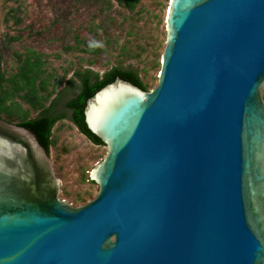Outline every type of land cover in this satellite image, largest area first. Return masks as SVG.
Masks as SVG:
<instances>
[{"label":"water","instance_id":"95a60500","mask_svg":"<svg viewBox=\"0 0 264 264\" xmlns=\"http://www.w3.org/2000/svg\"><path fill=\"white\" fill-rule=\"evenodd\" d=\"M158 84L91 97L95 198L0 117V264H264V0H171Z\"/></svg>","mask_w":264,"mask_h":264},{"label":"rangeland","instance_id":"374dc122","mask_svg":"<svg viewBox=\"0 0 264 264\" xmlns=\"http://www.w3.org/2000/svg\"><path fill=\"white\" fill-rule=\"evenodd\" d=\"M171 0H139L130 9L121 0H0V72L4 79L15 76L18 85L4 82L1 92L12 95L28 118L41 114L24 98L17 76L28 57L37 54L44 63L36 81L40 95L48 96L45 106L55 100V111L68 116L54 126L50 149L54 171L61 181L60 197L74 206L96 197L99 186L90 181L95 165L108 147L94 143L72 119L66 102L80 91V76L86 70L101 77L112 68L133 69L148 86L158 84L166 44L167 14ZM47 83L41 89L42 81ZM72 82V83H70ZM3 94V95H4ZM5 118L6 113L1 111ZM24 115V116H23ZM13 122L20 118L17 113Z\"/></svg>","mask_w":264,"mask_h":264},{"label":"trees","instance_id":"16d2710c","mask_svg":"<svg viewBox=\"0 0 264 264\" xmlns=\"http://www.w3.org/2000/svg\"><path fill=\"white\" fill-rule=\"evenodd\" d=\"M126 3L130 9H135L136 5L139 3V0H121ZM44 63L38 57L37 54H34L31 57H28L25 60L20 72L17 76L22 80L20 89H29L24 95V98L31 101L34 109H42V112L39 116L34 118H28L26 114L24 117H21L23 110L17 104V102H13L12 104H7V99L12 95L8 93V90L11 88H15L18 85V80L15 76H12L9 80L4 79L3 73L0 72V90L4 87V82L8 83L12 82L13 85L9 86L7 92H1L3 98L0 102V117L4 118L1 114V111L6 113L5 120L9 122H13V116L15 113L22 118L16 124L21 126H25L32 130L39 139L40 143L44 145L47 151L50 153L51 146L54 143V126L55 124L66 118L65 113H58L54 110V105L56 101L54 100L51 106H45V100L49 99L48 96L40 95L36 90V81L41 77V74L44 72L42 68ZM41 73V74H40ZM80 76V91L76 95L75 98H72L66 102V107L72 112V119L74 123L79 127L82 133L88 136L94 143L99 145H105V143L95 135L88 127L85 119V108L88 100L93 97L96 92H98L101 88L106 86L107 84L114 82L118 77H121L124 80L130 81L133 84L141 87L144 90H149L148 86L143 82L140 78V75L137 71L133 69H123V68H112L108 72L104 74V76H100L98 73L92 72L91 70H86L84 73H78ZM41 85V89H45L46 81L43 80ZM72 83V82H70ZM4 94V95H3ZM91 182L95 183L90 179Z\"/></svg>","mask_w":264,"mask_h":264},{"label":"flooded vegetation","instance_id":"af4514ba","mask_svg":"<svg viewBox=\"0 0 264 264\" xmlns=\"http://www.w3.org/2000/svg\"><path fill=\"white\" fill-rule=\"evenodd\" d=\"M55 106H57V105H55ZM66 107V106H65ZM67 108V107H66ZM58 113H65L66 114V116H68L67 115V113L66 112H64V111H57Z\"/></svg>","mask_w":264,"mask_h":264}]
</instances>
